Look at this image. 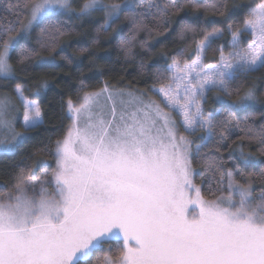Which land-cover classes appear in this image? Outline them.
Wrapping results in <instances>:
<instances>
[{"label": "rangeland", "instance_id": "374dc122", "mask_svg": "<svg viewBox=\"0 0 264 264\" xmlns=\"http://www.w3.org/2000/svg\"><path fill=\"white\" fill-rule=\"evenodd\" d=\"M74 5L36 0L0 54V78L12 77L11 51L42 19L100 8L107 25L124 7ZM242 32L246 45L234 35L216 64L203 63L205 43L192 62L172 64L171 82L151 96L104 88L68 102L55 170L0 197V264H76L109 241L123 252L99 264H264V197L253 201L229 183L224 195L205 200L191 169L199 131L207 137L205 94L264 64V0ZM16 92L17 103L0 98V154L23 138L15 129L18 106L25 128L41 122L36 103Z\"/></svg>", "mask_w": 264, "mask_h": 264}, {"label": "trees", "instance_id": "16d2710c", "mask_svg": "<svg viewBox=\"0 0 264 264\" xmlns=\"http://www.w3.org/2000/svg\"><path fill=\"white\" fill-rule=\"evenodd\" d=\"M35 1L0 0V54L18 34ZM87 1L75 0V11ZM101 1L124 6L107 25L100 8L88 15H52L38 22L28 40L11 51L13 75L0 78V98L17 103L19 88L25 100L36 103L41 122L25 128L22 109L17 107L15 129L23 138L11 152L0 154V197L55 170V148L70 123L68 102L104 88L149 95L171 82L172 64L192 62L203 43V63H218L229 52L234 35L239 34L246 45L249 38L242 31L258 3ZM202 116L209 122L207 137L199 131L191 156L193 182L201 196L216 199L233 185L253 201L264 197V64L237 72L219 89L208 91ZM122 252L119 242H104L76 264L116 260Z\"/></svg>", "mask_w": 264, "mask_h": 264}]
</instances>
